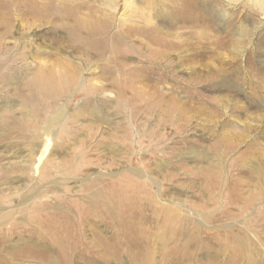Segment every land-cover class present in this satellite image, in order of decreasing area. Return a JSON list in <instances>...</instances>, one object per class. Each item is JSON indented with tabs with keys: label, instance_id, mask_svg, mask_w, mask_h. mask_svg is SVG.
I'll use <instances>...</instances> for the list:
<instances>
[{
	"label": "rangeland",
	"instance_id": "374dc122",
	"mask_svg": "<svg viewBox=\"0 0 264 264\" xmlns=\"http://www.w3.org/2000/svg\"><path fill=\"white\" fill-rule=\"evenodd\" d=\"M42 2L44 0H0V15L6 14L7 17L12 18V20L14 19L13 24L0 21V30H3L0 33V38H2L0 39V234L3 235L4 233L2 236L4 243L0 245V264H47L46 260L51 255L53 259H56V264H60L62 261V258L57 252H44V247L50 245L47 240L41 237L39 239L38 236L36 237L34 234H31V231H28V233L23 230L29 224H36L30 218L35 219L37 217V211L39 209L37 210L35 205L40 200V191L44 189V186H41L42 182L40 179L33 176L35 174L33 168L27 171V175L24 176V173L18 170L19 167L14 168V164L21 162L23 164L27 163L30 155L33 154V147L36 144L42 143L46 139L47 134H53L56 142L66 147L59 151H52L50 155L52 159L49 163L51 173L56 178L75 173L78 167H74L72 163H80L81 159L77 156L70 159L71 161L69 160L70 164L67 162L71 148L73 149L78 145L77 142L82 138L92 135L103 123L105 127L104 133H97L90 140L91 143L84 147L85 152L90 153L88 158L91 159V164L85 167V173L98 172L106 175L108 172H111L108 174L114 176L115 174L129 171L131 168L128 167L127 161L108 168L107 159H109L111 154L108 155V151L106 152L104 150L106 148L105 146H111L116 142L118 137L125 133H131V135H134L133 139L138 140L135 136L136 133H133L131 120L127 115L126 105L121 104L116 97L117 94H120L124 98V92L127 93V89H130L127 93L128 101L138 95L136 89H132V86H128L125 89L121 87L119 80L124 73L122 63L137 62V59H139L144 65L149 66L158 62L154 52L146 53L147 49L144 47H139L140 50L138 51L135 47L140 44L138 40L139 35L145 32L136 33L135 30L134 32L129 30V26L131 25L142 27L137 21V12L139 11L141 13L140 9L145 7L144 2H131V0H51L47 8H49L52 17L56 19L59 16H66L68 23L71 25L74 24L75 26H79V23L82 27L81 29L69 30L62 26L63 22H65L64 18L60 19V24L57 20H53V22L43 21L44 17L35 11L41 9ZM129 2L134 4V9L132 7L130 8ZM214 2L215 9L219 8L221 11L224 10L223 8L229 9V11L237 8L238 11L236 13L238 18L240 17L239 15H244L246 12V8L241 2L232 3L233 5L231 4V7L227 6L229 3H225L226 1L223 0H214ZM234 4L237 5L233 8ZM216 5H219V7H216ZM190 7L187 6L181 10V20L192 17L190 16ZM132 9L133 11H131ZM58 11L60 13H57ZM28 13L42 19V24H21L18 20L19 16L26 17ZM106 15H112V17L103 20L106 18ZM247 15L252 18L250 14ZM195 19L202 23L204 17L198 14ZM120 23L126 24L120 25ZM219 23L215 19V25L213 24L211 28H205L200 26L198 22H178L175 23L172 33L175 32V35L181 34L182 37H180L186 39L194 38V32L205 33L211 31L213 33L215 31L220 36H225L228 40L237 38L234 32V26L229 27ZM106 24L111 25V30L116 31L119 28L123 30V33L120 34V43L115 49L125 46L122 53L124 57H117L110 43L105 47L104 53L90 57L87 55L91 54L88 52L89 48L81 44V42L89 37L88 33L90 31L102 28ZM245 24L251 26V21L247 20ZM149 30L152 31L151 29ZM245 30H247V36L242 41L233 43L234 46L233 44L230 45L232 47H236V45L237 47L240 46L242 53L236 60V66L241 67L242 76L248 80L250 72L246 69V66L250 61L254 62L256 60L255 65L261 67L264 71V62L260 61V59H264V27L260 29L245 28ZM77 32L78 34L75 35L74 33ZM76 36L78 37L75 41ZM159 39L161 43L166 42L163 35H160ZM173 58H176V56ZM160 64L162 66L156 72L175 74L171 67L169 68L171 65L169 61H161ZM38 65L43 66L40 71H37L38 69L36 67ZM104 71L108 73L107 75L111 73L115 74L117 87L114 89L109 87L108 91L100 92L97 90V87L102 81L100 76ZM191 73L186 71V69L178 73L177 77L182 85L186 83L187 76ZM216 86L214 87L213 85L211 87L208 84L203 85L199 83L195 84L192 89L196 93H201L200 95L205 99L211 95L231 96L235 94L233 90L230 91ZM145 88L143 91H145V97L148 100L146 99V102H142L140 99L141 96H138V102L134 104L151 106L150 115H152L150 116L151 119L147 127L148 133L140 139L139 143L135 141L134 154L133 156H129L133 159V164L135 163L133 168L141 165V155L144 152L148 155L146 159L151 169H153L152 166H154V162L157 160H160V162L162 160L168 162L165 170V165L162 167V172L166 173L168 171L167 174L169 176L168 179L161 178L160 183L163 184L162 187L165 190L162 191V195L164 198L172 199L173 205H180L179 208H182L184 213L190 215L194 223H197V228L191 236L187 234L181 237L180 241L178 240L179 242L170 241L169 246H175V249L178 246L180 251L171 253L166 264H169V261L170 264H176L177 262V264H232L230 261L232 252L229 251L230 239L223 236V241L227 246L225 248V245H222L224 247L222 248L219 246L223 244L220 241L221 237L216 233L218 230H221L223 234L226 231L229 235L231 232L239 235L242 234V231H249L252 238L258 241L260 240L256 234L258 228L255 226L257 222L259 224V220L253 217L260 210L264 198L258 199L252 206L245 211H241L237 216L228 215L225 210L230 208L228 201L233 192L242 190L246 196L250 194V191H258V187L256 186L259 175L257 168L260 166V163L250 158L264 160V121H254L252 124L258 125L260 128L251 133L247 132L244 128L245 120L239 123V119L234 121L233 116L229 115L230 113L235 114L237 112L235 109L233 111L229 109L223 115L212 113L214 114L213 116L203 111L190 117L186 127L184 126L181 131L176 113H173L171 117L163 115L167 109L171 110L176 107L174 106L175 104L171 103V100L177 97L178 94L173 92V95L171 94L170 96V93L165 90L167 95L164 94L162 98L159 93V95L156 94L157 96H153L152 92H150L153 89L149 88V86ZM181 96H184L182 101H186V94L182 92ZM166 97L169 98L167 99ZM124 100L126 101L125 98ZM240 102L244 104V100ZM90 103L97 109V112L93 116L85 113V109L88 108L87 106H91ZM60 112L63 114L65 112L66 114L62 116V119ZM73 117L78 118L74 120L72 119ZM137 117L140 119V116ZM212 118H215L213 121L216 123L218 121L215 125L216 133L214 134L203 131L204 125L210 119L212 120ZM159 120L160 122H158ZM237 125L240 130L247 134V137H244L245 139L241 143H237V147L232 150H229L228 146L226 147L228 149L227 155L225 154L220 157L221 174L214 179V175L212 174L216 168L208 166L207 161L197 162L192 150L193 148L195 150H205L209 157H213L217 151L221 152L225 149V142L228 144L236 142L235 138L233 139L235 141H233L230 139V136L228 141L221 140V136H219L221 128L233 129ZM144 127L146 126L144 125ZM234 144L232 143L230 145ZM253 145H255L257 153L252 156V153L246 154ZM174 151L180 153L175 155ZM188 155L194 158L192 160L188 159ZM206 169H211L210 173L212 174L207 172ZM162 172H159V170L152 171L153 175L151 174L150 177L154 179V175L158 177ZM115 177L108 179L103 185L98 184V187L91 188H83V182L80 180L76 181V178L74 180H68L65 185H62L64 192L60 194H65V191L68 190L69 199L85 202L88 201L86 199L88 198V194H95L97 188H99V197L96 198L97 200H104L106 193L108 194L110 192L109 189H113L114 191L112 192L116 194H119L121 191H125L126 193L132 192L133 185L128 179L122 178L116 180ZM231 185L233 188L230 187ZM60 191L62 190L60 189ZM158 191H160V188ZM226 196L227 198H225ZM64 204L66 206H62L61 209L63 211H70L72 217L77 219L80 210L77 211L66 202ZM233 209L235 211L233 213H239V209ZM215 214H217L218 220L210 221L209 219ZM104 219L105 221L102 222L103 233L106 237H109L113 233V226L108 224L105 216ZM13 222L17 227V231L8 230V227ZM83 232L85 242H82V245L87 246L89 244L88 246H90V238L92 235L91 225L84 227ZM190 244L192 246L194 245L191 248V255L193 256L190 255L189 258H186L184 257L185 251L190 249ZM257 244L260 246L259 252L261 253L258 255V264H263L264 260L261 258L264 257V247H262L261 242ZM38 249L40 252L37 251ZM92 250L94 252L98 251L94 247H92ZM101 255L99 252L92 255V253L87 251L80 254L74 253L71 264H132L126 255L123 256L122 263L115 261L105 262L101 258ZM156 255L157 258L159 256L158 252ZM243 263L244 261L240 262V264ZM61 264L65 263L61 262Z\"/></svg>",
	"mask_w": 264,
	"mask_h": 264
},
{
	"label": "bare ground",
	"instance_id": "6f19581e",
	"mask_svg": "<svg viewBox=\"0 0 264 264\" xmlns=\"http://www.w3.org/2000/svg\"><path fill=\"white\" fill-rule=\"evenodd\" d=\"M134 1L144 2L145 4V7H142V9H140L141 13H139L138 11V16L136 15L138 18L137 21L139 22V25H142V27H138L135 25L129 26V30L132 32H134V30L136 33L145 32L144 34L139 35L138 40L140 41V44L135 47L138 51L140 50L139 47H144L147 49L146 53L154 52L156 58L158 59V62H156L154 65L148 66L144 65L139 59L135 57L137 59V62L122 63L124 73L119 80L120 85L123 89L128 86H132V89H136L138 95L128 101L129 98L127 97V93L130 89H127V93L124 92V98L126 99V101L120 94H117L116 97L121 104L126 105L127 115L131 120L133 133H136L135 136L138 138V140L133 139L134 135H131V133H125L118 137L114 144L108 147L105 146L106 148H104L106 152L108 151V155L111 154L109 159H107L108 168L119 165L123 161H127L126 163H128L127 165L131 169L127 172L115 174L114 176L108 174L111 172H108L106 175H102L98 172L85 173V167L91 164V159L88 158V156H90V153H86L84 147L91 143L90 140L94 138L97 133H104L105 127L103 123L93 132L92 135L82 138L79 142H77L78 145H76L73 149L71 148V153L68 154L69 157L67 159V162L70 164V159L77 156L81 159L80 163H72L74 167H78V170L75 173H71L70 175H62L58 178L54 177V175L51 173L49 169V163L52 159V157L50 156L52 154V151H59L62 148L66 147L63 144H59L58 142H56L53 134H47L46 139L42 143L36 144L33 147V154L30 155L27 163L23 164L21 162L14 164L15 166L13 165L15 169L19 167L18 170L22 171L24 173V176L27 175V171H30V169L33 168V171L35 173L33 176L40 179L42 182L41 186H44V189L40 191V200L35 205L37 210L39 209L37 211V217L35 219L30 218V220H32V222L36 224H29L28 227H25V229L23 230L26 232L31 231V234H34L36 237L38 236V238L41 237L42 239L47 240L50 245H45L46 247H44V252H57L62 258L61 262H64L65 264H71L73 262L72 255L74 253L80 254L85 251L92 253V255L96 252L101 253V258L105 262L115 261L117 263H122L123 256L126 255L132 264H166L171 253L180 251V249H178V246H176V249L175 246L170 247V241H180V238L184 237L187 234L191 236V234L197 228V223H194L192 217L184 213L182 211V208H179L180 205H173L172 199L164 198L162 195V191L164 190V188L162 187L163 184L160 183L161 178H169L167 174L168 171L166 173L162 172V167L163 165H165V170V168L168 166V162H165L164 160L160 162V160H157L154 162V166H152L153 169H151L149 162H147L146 159L148 155L146 154V152H144L141 155V165L133 168L135 163L133 164V159L129 157L130 155L133 156L134 154L133 150L136 146L135 141L139 143L140 139L146 136V134L148 133L147 127L151 119L150 116L152 114L150 115V109L152 107L145 106L144 104H134L135 102H138V96H141L140 99L142 102H144L146 99L148 100V98L145 97V91H143L146 86H149V88L153 89V91H150L152 92L153 96L159 93L163 98L164 94H166L165 90L170 93V96L171 94L173 95V92H176L178 94V96L172 98V100L170 98L171 103L175 104L174 106L176 107L171 110L165 109L166 111L163 113V115L171 117L173 113H176V117H178L177 119L179 121V128L181 131L184 126L186 127L187 122L190 120V117L194 116L196 113L203 111L207 112V114L218 113L219 115H223L226 114L229 109L230 111H233L235 109L237 112L235 111V114L230 113L229 115L233 116L234 121L239 119V123L245 120L244 128L247 132L251 133L260 128L258 125L252 124L254 121H264V71L261 67H257L255 65L256 60L254 62L250 61V63L248 64L249 66H246V69L250 72L249 79L246 80V78L242 76L241 67L238 65L236 66V60L242 53L240 51V46L237 47L236 45V47H232V45H230L235 42L242 41L243 38L247 36V30H245V28L260 29L264 27V0H223L226 1L225 3H229V5L227 6H230L232 3L237 2H241L242 5L245 6L246 12L244 13V15H239V18L237 17L236 13L238 11L237 8L231 9L230 11L226 8H223L224 10L222 11L219 10V8L215 9L214 0H131V2ZM50 2L51 0H44V2L41 3V9L35 10L44 17L43 21L53 22V20H57L60 24V19L64 18L65 22H63L62 26L68 28V30L82 28L79 23V26H75L74 24L71 25L70 23H68L66 21V16H59L56 19L55 17H52V14L49 12V8H47V5ZM236 5L237 4H234L233 8L236 7ZM129 6L130 8H133L134 4L129 2ZM187 6H191L190 16L192 17L181 20V10ZM216 7H219V5H216ZM133 9L131 11H133ZM57 13H60V11H58ZM198 14H201L204 17V19H202V23L195 19L196 15ZM247 14H250L252 18H250ZM111 17L112 15H106V18L103 20H107ZM215 19L224 26H234V32L235 35H237V38L228 40L225 36H220L215 31H213V33L211 31L205 33L194 32V38L186 39L181 38V34L175 35V32L172 33L175 23L178 22H198L200 23V26L211 28L213 24L215 25ZM18 20L21 24H42V19L37 16L31 15L30 13H28L26 17L19 16ZM247 20L251 21V26L245 24V21ZM0 21H4L8 24L14 23V19L12 20V18L7 17L6 14L0 15ZM122 24L125 25L126 23H120V25ZM110 28L111 25L106 24L104 27L94 29V31H90L88 33L89 37L81 42V44L86 45L89 48L88 52L91 54H87L88 56L94 57L97 55H101L102 53H104L105 47L110 43L113 46V52L116 54V56L124 57V54L122 53L125 49V46L117 47V49H115V47L120 43V34L123 33V30L119 28L118 30L114 31ZM149 29H151L153 32ZM2 31L3 30H0V33ZM74 34L77 35L78 32ZM160 35H163V37L166 39L165 43H161V40L159 39ZM77 37L78 36L75 37V41ZM175 56L176 58H173ZM161 61H169L171 63L169 68L171 67L175 74L172 75L166 74L165 72H156L162 66L160 64ZM260 61L264 62V59H260ZM42 67L43 66L38 65V67H36L38 69L37 71H40ZM185 69L186 71H189V73H192L187 76L186 83L182 85L177 76L178 73L183 72ZM107 74L108 73L104 71L100 76L102 81L97 87V90L100 92L108 91L109 87L111 89L117 87V79L115 74ZM199 83H202L203 85L208 84L211 87L213 85L214 87L217 85L216 87H221L230 91L233 90V93L235 94L231 96L211 95L207 99H205L200 95L201 93H196L192 89L194 88L195 84ZM182 92L186 94V101H182L184 97L181 96ZM149 94L151 95V93ZM242 100H244V104L240 102ZM171 103L169 104L172 105ZM90 104L91 106H87L88 108L85 109V113L89 116H93L97 112V109L93 107L92 103ZM163 104L161 105L163 106ZM64 114L60 112L61 119L62 116L66 115ZM213 115L214 114L210 116ZM137 116H140V119H138ZM77 118L78 117H73L72 119L77 120ZM213 120H215V118L207 121L208 123L204 125L203 131H207L211 134L216 133L215 125L218 123V121L216 123ZM158 122H160V120ZM144 125L146 127H144ZM219 136H221V140L224 139L225 141H228V138L230 136V139L233 140L235 138L236 142L230 143H235L234 145H230L225 142V149L221 152L217 151L216 155L214 154L213 157H209L205 150H195L194 148L192 150V153L195 156V160H197V162L207 161L208 166L216 168L213 174L210 173L211 169H206L207 172L214 175V179L219 177V175L221 174L222 169L220 157L224 156L225 154L227 155L228 149H226V147L228 146L229 150L236 148L238 145L237 143H241L245 139L244 137H247V134L240 130L237 125V127L235 126L233 129L222 127ZM179 153L175 152L174 154L178 155ZM255 153H257V149L255 148V145H253L246 154H251L252 156ZM259 154H261V152H259ZM188 156V159L192 160V158H194L193 156ZM250 159H254L258 163H260V166L257 168L259 173L256 185L258 187V191H250V194L246 196L245 194H243L242 190L239 192H233L231 196L229 194L230 199L228 201V205L230 208L225 210L227 212L226 214L228 215L237 216L241 211H245L247 208L252 206L255 201L264 198V160H258V158ZM155 170H159V172H162L160 175H158L160 179L155 175L154 179L150 177L152 171ZM114 177L116 180L122 178L128 179L133 185L132 192L126 193L125 191H121L119 192V194H116L112 192L114 191L113 189H109L110 192H108V194L106 193L104 200H97L96 198L99 197V188H97L95 194H88V198H86L88 199V201L84 200L85 202L73 201L69 199L70 196L68 194V190L65 191V194H60L64 192L62 185H65L66 181L68 180H74L76 178V181L80 180L81 182H83V188H91L95 186L98 187V184L103 185V183H106L108 179ZM232 185L230 187H232ZM159 188L160 191H158ZM60 189L62 191H60ZM225 198H227V196ZM64 202L74 207L77 211L80 210V214L77 219H74V217H72L70 211H63L61 209L62 206H66ZM263 202L264 199L262 203ZM262 203L260 210H258L253 217H256V219L259 220V224L257 222V225H255L256 228H258V230H256V234L260 238L259 241L252 238L249 231H242V234L239 235H237V233L233 234L232 232L229 235V233H226V231L225 234H223L221 230H218L216 233L221 237L220 241L223 243L219 245L220 247H222V245H225L226 248L227 246L223 241V236H225L227 239H230L229 251L232 252V255L230 256V261L232 264H240L241 261H244L243 264H258V255L261 253L259 252L260 246L257 243L261 242L262 247H264V203L263 205ZM233 208L239 209V213H233ZM224 212L222 213L225 215ZM104 216L106 218V221L108 220V224L113 226V233L109 237H106L103 233L102 222L105 221ZM209 220H218L217 214H215ZM90 225L92 230L90 246L97 248L98 251L95 252L92 250V247L88 246L89 244L87 246L82 245V242H85V237L83 234L84 227H88ZM8 230L17 231V227L14 222L10 224ZM3 235H1L0 238V245L4 243V241L2 240ZM193 246L192 244L189 245L190 249L185 251L184 257L189 258V256L192 254L191 248ZM37 251L40 252L39 249ZM156 251L159 255L157 258ZM179 258L182 259L181 257ZM261 259L264 260V257H262ZM55 262L56 259H53L52 255L48 258V260H46L47 264H54ZM168 263L170 264V261Z\"/></svg>",
	"mask_w": 264,
	"mask_h": 264
}]
</instances>
